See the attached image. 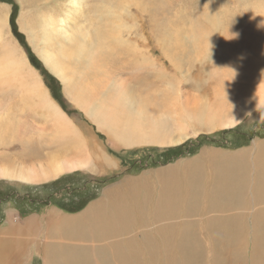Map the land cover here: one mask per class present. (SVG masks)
<instances>
[{
	"label": "rangeland",
	"instance_id": "rangeland-1",
	"mask_svg": "<svg viewBox=\"0 0 264 264\" xmlns=\"http://www.w3.org/2000/svg\"><path fill=\"white\" fill-rule=\"evenodd\" d=\"M68 6L72 8L69 0H0V21L7 16L5 24L1 22L0 54L9 55L11 47V56L25 61L22 74L28 75L26 79L41 76L45 85L39 90L40 101L36 104L30 98L28 105L21 101L29 98L22 91L24 80L16 77L0 85V105L13 104L17 116L25 118L15 120L12 128L17 135L0 146L23 137L35 139L32 151L37 152L40 141L50 142L59 129L52 109L44 103L49 97L76 128L69 134L77 137H57L71 146L60 149L48 144L44 161L55 152L59 158L80 155L90 164L91 153L92 162L97 159V173L76 168L39 184L1 175L0 241L12 244L17 254L13 263L1 264H47L46 253L53 248L68 254L83 252L85 264H120L122 250L128 264H264V180L260 181V175L264 178V103L232 126L208 129L206 124L210 114L222 116L219 122L232 116L251 95L247 81L251 73L261 77L264 0H82L65 27L72 33L70 39L57 33V27L49 37L45 21H60ZM14 8L17 31L36 59H30L12 30ZM65 48L75 53L65 58ZM45 49L63 54L76 75L74 88H85L91 99L81 103L69 93L65 82L46 66ZM95 58L100 63L95 64ZM118 88L154 98L146 129L159 116L166 140L182 132L181 122L188 137L173 145L150 143L119 149L87 110L89 101ZM199 107L206 113L203 120L194 118ZM23 108L25 113L20 111ZM38 115L49 127L42 124L38 126L42 131H29L28 124L35 125L30 118ZM72 117L83 119L85 131L99 134L107 155L118 161L115 167L110 168L101 149L88 153L87 134ZM185 142L194 146L187 155L179 149ZM13 144L17 154L21 142ZM16 154L12 162L4 157L0 165L50 161L19 163ZM233 169L235 174H229ZM169 193L181 200L169 199L160 206ZM105 203L116 207L105 221H95L99 205ZM48 216L54 222L46 221ZM62 217L80 218L83 223L66 224L68 230H76L70 235L58 229ZM14 223L20 224L15 228ZM22 231L28 239L14 243L11 238ZM164 241L173 244L172 250Z\"/></svg>",
	"mask_w": 264,
	"mask_h": 264
},
{
	"label": "bare ground",
	"instance_id": "bare-ground-1",
	"mask_svg": "<svg viewBox=\"0 0 264 264\" xmlns=\"http://www.w3.org/2000/svg\"><path fill=\"white\" fill-rule=\"evenodd\" d=\"M81 2L82 0H69V3L72 5V8L68 6L69 8L65 12V15L61 17L60 19L61 21L60 25H59L60 21H57L55 18H51L50 20L45 21L44 28L49 37L53 35L54 33L53 30L55 29V27H57L56 28L57 33L60 32L63 37H65L66 39H70V36L72 33H69L65 27H67V25L69 24L68 20L69 18L71 19L72 17L71 15L73 14V12H76L80 9ZM2 21L5 24V22L7 21V16H3ZM2 21H0V42L2 40L3 31H4L2 28L3 27V24L1 23ZM10 49H8L9 55L3 56V54L2 55L0 54V85H7L9 81L14 82L16 77H18L21 80H24L23 82H21L25 86L24 88H22V91L24 93H27L29 98L28 99L22 98L21 101L25 105H28L29 102L27 100L30 101V98H32L31 100L33 101V103L37 104L40 101V99L43 97V94L39 91V90H42L40 80L35 79V78L32 80L26 79L28 75L22 74L25 69V64H24L25 61L18 60L12 57L11 56L12 51ZM260 50H262V48ZM44 51L42 55H43L46 66L48 67V69H51L53 73L57 74L65 82L66 88L69 91V93L77 96L81 103H83L87 99H91V96L85 93L87 91L85 88L79 87L78 90L74 88V86L77 83L75 81L76 75L69 68L68 63L65 61V58H67V56H69L73 52V50L67 51L65 48L64 51H62L65 58H63V54L59 51L57 52V51H52V50H46L45 53ZM262 58L263 59H262L261 67H260L261 77L257 78L256 76L257 73L253 72L251 73L252 76L251 77L249 76L250 80H247V81H250L249 86H248L249 92L251 94L250 97L244 98L241 105L239 104L240 106H238V108L234 110L233 115L228 118L226 117L227 119H224L222 122L218 121V120L221 121L222 116L217 117V115L215 114L214 115L210 114L209 116L207 115L208 120L206 119L207 120L206 124H207L208 129L213 128L214 125L232 126L234 124H237L239 121H241V119L248 112L252 111L253 108L264 103V57ZM94 63L95 64L100 63V59L95 58ZM100 80L101 78L97 80V82H99ZM31 81H33L34 83H31ZM10 84H11V87L14 88V83H10ZM70 85H71V88H70ZM249 92L247 93L249 94ZM1 99L2 98H0V100ZM153 100L154 98H150L149 95L148 96L142 95L138 93V91H137V94L134 95L133 93H131V90L129 88H126V89L118 88V90L113 91L111 95L109 94L106 97H97L95 98V100L89 101L88 104L90 105V107H88L87 110L89 114L91 115V117L95 121H97L99 124H103L104 129L105 130L107 129L110 135H112L115 139H117V141L120 144L134 143V142L144 141V140L151 142V141H155V139L159 137V144L169 143L173 145V144L179 143L183 141L184 139H186L188 137V132L183 130L185 123H182V122L179 123L181 124L182 132H180L177 137L170 135L171 138H169L168 140H166L163 137V134L167 133V131L165 130L166 131L165 132L163 129V126L160 124L159 116L156 117L157 119H153V120L151 119L152 123L148 125L149 129L145 128L148 122L147 121V118H148L147 111H149L148 109L149 107H151V101ZM3 103H6V102H3ZM44 103L50 109H52L54 116L57 119V126L59 129L57 132L54 131L55 134L52 135L53 139H50L51 141L48 142V144H51V145L57 144L56 145L57 147L56 146L55 147L60 148V149H63L64 146H71L65 142H62L57 137L63 135L65 138L75 140L74 138L77 137V135L75 133L69 134L71 132L76 131V128L74 127L73 123L67 122L68 117L66 116L64 111L60 109L59 106L55 102H53L49 97L44 100ZM13 107L15 106L11 103H9V105L7 103V106H4V104L3 106L0 105V144L7 142L8 140L14 139L15 136L17 135L18 131L12 128V126L16 125L15 120L25 121L24 117L20 119V117L17 116V113L13 109ZM197 110L198 111L194 113V118L196 120L198 118L200 120H203L206 113L204 111H201L200 107ZM20 111H22V113H25L26 110H24L23 108V109H20ZM181 119H183V117ZM193 131L194 133H196L197 129H193ZM76 141H77L76 143L77 148L79 149L80 142L78 140ZM60 149H56V150H60ZM50 154L51 155L48 156L50 161L47 162L46 164L28 165V166L25 164L13 165V166L10 164L0 165V176L4 175L5 177H8V178L16 177V179L20 181L34 183L40 180H49L51 178L57 177L62 172H66V171L72 172L74 171L73 169L82 168V166H88V159L83 158L80 155H77L75 157H70V156L62 157L60 155L62 158H59L58 153L52 152ZM234 167L237 168V164ZM261 179L264 180L262 175H260V181ZM169 194L165 198V203L166 202L168 203L169 199L171 200L173 198L181 200V198L178 197L176 193H173L172 197H170L172 193L170 195ZM117 198L119 197L117 196ZM103 205H104L103 207L98 208V213L96 214V218H94L95 221H98L101 216H105L106 213H105L104 207L111 206L113 204L109 205V203H105ZM92 213H95L94 207H93V211L91 212V214ZM121 213L124 214L123 210L121 211ZM73 219L74 220H72V223L68 224L69 226L75 227L76 223L78 224L79 222L82 221L80 218H77V219L73 218ZM68 220L69 219H67L66 221ZM12 225L15 228H17L19 226V223H14ZM60 231L63 232V229H61ZM75 231L76 230H71L68 233L72 235L73 232ZM1 242L2 241H0V264L6 263L5 260L12 262L14 260V257H16L17 255L15 254L16 253L15 250H11V248L12 247L14 248V246L12 244H9L8 242H5V243H3L4 241L2 243ZM165 242L167 241L163 242L164 244H166L165 245L166 248H168V250H171L172 243H169L168 241V245H167V243ZM120 247L121 246H119L118 248L120 249ZM188 247H193V245L188 246ZM54 250H58V251H54ZM77 250H81V249H77ZM164 250H165V247H164ZM58 252H62V253L59 254ZM83 256H84L83 252H78L77 254H68V253L63 252L62 249L60 248H53L48 251V255L46 253L45 257L47 259V264L48 263L50 264H71V262H74V264H85L86 260H83L84 259ZM118 257L120 258V264H128V256H126L123 250L122 252H120V255ZM129 262H130V258H129Z\"/></svg>",
	"mask_w": 264,
	"mask_h": 264
},
{
	"label": "crops",
	"instance_id": "crops-1",
	"mask_svg": "<svg viewBox=\"0 0 264 264\" xmlns=\"http://www.w3.org/2000/svg\"><path fill=\"white\" fill-rule=\"evenodd\" d=\"M39 79H40V84H41V87L42 86H44L45 87V85H44V83H43V80H42V78H41V76H39ZM48 92V91H47ZM49 94V93H48ZM49 96H50V94H49ZM39 118H42L41 116H33V117H31L30 118V120H33L34 121V123L32 122V121H30L31 123H33V124H35V125H31L30 123L28 124V128H29V131H35V132H37V131H39V130H41V129H39L38 128V126H41L42 127V124H45L46 125V127L48 128L49 127V123L47 122V121H43V122H40L41 121V119L39 120ZM73 118V117H72ZM37 120H38V122H37ZM73 120H74V122H75V124L80 128V130H81V132L84 134L85 132H86V136L88 137V139H89V146H90V148L89 147H87V150H88V153H89V150L90 149H92V150H95V149H101V152H102V157L106 160V162L108 163V164H110L111 165V167L110 168H113V167H115V164L118 162L117 160H116V158H114V159H111L108 155V152H107V150L103 147V143H102V141L99 139V134H97V135H93V134H90V130H86L85 131V128H84V123H83V119H78V118H73ZM36 122H37V124H36ZM50 123H51V120H50ZM90 128V127H89ZM97 129V128H96ZM92 130V129H91ZM94 133H96V131H94V130H92ZM108 139L109 140H111L112 142H113V144L115 145V146H120V148L119 149H121L122 147L123 148H132V147H140V146H146L147 144H150V143H158L159 144V137L157 138V139H155V141H151V142H148V141H146V140H144V141H138V142H134V143H125V144H120L119 142H117L116 141V139H114V137H113V139L111 138H109L108 137ZM21 142V144H20V147H21V151L20 152H17V154H16V152L13 150V147H11V146H13L14 144L13 143H15V142ZM35 142V139H34V141L32 142V141H28L26 138H23V137H21L20 139H16L15 141H13V142H10L9 144H7V145H2V146H0V149H2V151L3 152H5V153H3V152H1L0 151V160H2L3 162L5 161V160H3L4 159V157H6V159L7 160H9V161H11L12 162V157H13V155H15L16 154V156H17V158H19V159H17V161L19 162V163H21V162H26V163H32V162H36L38 159H40V160H42V158H44L43 159V161L46 159V156L48 155V150H49V146H48V143L47 142H45V141H40V145H37V147H38V150H37V152H34V151H32V147L34 146L33 145V143ZM154 145H157V144H154ZM118 149V150H119ZM90 155H89V157L94 161V157L91 155V153H89ZM108 154V155H107ZM25 160V161H24ZM49 160V159H48ZM48 160H46V161H42V163H45V162H47ZM92 160H91V163L90 164H88V166H82V170H86V171H89V172H95V171H97V167H96V164H95V162H97V159H95V162L93 163L92 162ZM135 162H138V160H136ZM28 165H35V164H28ZM27 165V166H28ZM78 169H81V168H78ZM236 169H234L233 171H232V173H229V174H235V171ZM68 171H66V172H62L61 174H64V173H67ZM95 173H97V172H95ZM61 174H59V175H61ZM227 174V173H226ZM58 175V176H59ZM221 174H219V176H220ZM57 176V177H58ZM57 177H54V178H51V179H55V178H57ZM6 179V178H5ZM10 180V179H9ZM50 180V179H49ZM46 181H48V180H40V181H37V182H34V184H39V183H43V182H46ZM168 196V194H166V195H164V197L161 199V203H160V206H163V204L165 203V198ZM109 205H110V203H109ZM104 205L102 204V205H99V207H103ZM112 207H116V206H114V205H111V206H107V207H104V210H105V216H101L100 217V219L98 220V222H101V221H105L104 220V218H106L107 216H109L110 215V209L112 208ZM123 212L125 213V211L123 210ZM74 217H71V218H69V220L68 221H66L67 219L66 218H64V217H62L60 220H59V225H58V229H59V231L61 230V229H63V232H65V233H68L69 231H71V230H68L67 228H66V224H68V223H72V220H74L73 219ZM76 219V218H75ZM53 221L52 220V217L51 216H48L47 218H46V221ZM55 221H57V220H55ZM117 221V220H116ZM115 221V222H116ZM120 221H123V220H119L118 221V223H121ZM54 222V221H53ZM114 222V223H115ZM83 222L81 221V222H79L78 224L76 223V227L77 226H80L81 224H82ZM20 224V223H19ZM13 226V225H12ZM115 226V225H114ZM14 227V226H13ZM53 227V226H52ZM50 230L52 229V228H49ZM51 232V231H50ZM50 232H49V235H50ZM74 233V232H73ZM27 236H29L28 234H26V232L25 231H22L19 235H18V237L15 239V238H11L12 240H14V243H19V241H24V240H26V239H28L27 238ZM50 237V236H49ZM173 245V244H172ZM172 250V249H171Z\"/></svg>",
	"mask_w": 264,
	"mask_h": 264
},
{
	"label": "trees",
	"instance_id": "trees-1",
	"mask_svg": "<svg viewBox=\"0 0 264 264\" xmlns=\"http://www.w3.org/2000/svg\"><path fill=\"white\" fill-rule=\"evenodd\" d=\"M16 15H17V10L16 8L13 9V12H12V21H11V25H12V30L15 34V36L20 40V42L22 43V45L25 47V49L27 50L28 54H29V57L30 59H36L35 55L31 52V50L29 49V46L27 45L26 41H25V38L23 36L22 33H19L17 31V26L15 24V20H16ZM34 63V62H33ZM35 64V63H34ZM36 65V64H35ZM54 80L56 81V79L54 78ZM58 83V82H57ZM55 89L57 88L56 86V82H55V85H54ZM206 137V136H205ZM212 141V140H211ZM214 141V140H213ZM193 145V142H185L183 146L179 147V149H181V152H184L185 155L187 154H190L191 150H194V146ZM189 146L191 148H189Z\"/></svg>",
	"mask_w": 264,
	"mask_h": 264
}]
</instances>
